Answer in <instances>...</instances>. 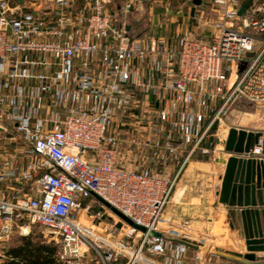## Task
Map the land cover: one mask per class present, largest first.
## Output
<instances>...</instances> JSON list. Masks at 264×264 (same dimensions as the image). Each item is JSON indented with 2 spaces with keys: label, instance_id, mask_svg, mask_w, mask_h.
Listing matches in <instances>:
<instances>
[{
  "label": "built area",
  "instance_id": "built-area-1",
  "mask_svg": "<svg viewBox=\"0 0 264 264\" xmlns=\"http://www.w3.org/2000/svg\"><path fill=\"white\" fill-rule=\"evenodd\" d=\"M107 2L0 0V140L12 148L0 159V261L12 235L40 226L63 264H204L190 220L165 215L174 182L120 166L112 129L119 115L135 116L146 132L143 109L153 106L174 143L167 149L188 151L181 166L209 153L202 144L232 101L264 102V1L249 0L240 16L246 0H213L208 36L193 22L145 39L116 25ZM252 152L262 153V139Z\"/></svg>",
  "mask_w": 264,
  "mask_h": 264
},
{
  "label": "rangeland",
  "instance_id": "rangeland-1",
  "mask_svg": "<svg viewBox=\"0 0 264 264\" xmlns=\"http://www.w3.org/2000/svg\"><path fill=\"white\" fill-rule=\"evenodd\" d=\"M28 1L41 5L45 9H51L52 6V0ZM77 3L81 7L84 0H77ZM127 3H130V8L126 7ZM106 6L109 11L115 12L114 22L116 25L131 27V35H138L143 39L150 36H172L190 32L194 18L199 24L204 21L206 23L205 29H207L216 20L220 10L218 6L213 4V0H202V3L196 7L194 16L191 15L194 6L193 0H108ZM205 31L209 33L210 30ZM156 118L154 113H148L144 125L147 128V133L142 135L136 130L138 119L135 116L122 117L119 115L116 118L112 130L116 131L118 139L119 161L123 151L120 149L121 143L124 148L133 145L132 141L139 138L149 139L151 147L158 145L157 141L162 137L159 133L162 125L158 123ZM222 122L226 128L248 127L264 132V102H252L244 98H237L225 109ZM210 154L209 152L207 155ZM189 167L187 163L184 166L180 165L168 176L174 182V187L165 215L171 218H188L190 220L194 237L204 240L202 244L204 247V264H238L221 253L225 248L224 245H226L225 239L227 241L232 238L237 239V237L242 239V237L239 231H233L229 224L224 221L220 201L215 193V183H218L219 180L213 176L210 182L205 179L188 182L186 179L190 177L187 170ZM91 202L95 203V200L92 199ZM223 226L225 227L223 228ZM222 233L224 235H221ZM27 234H34L36 239L47 241L44 237V230L40 226H34L32 231ZM21 236L22 234L19 232L12 235L5 243V250L17 243ZM218 236H220L219 239ZM221 236L225 239L222 240ZM234 249L243 250L239 245L235 246ZM210 251H214V253L212 254ZM179 253L182 254V252ZM193 257L194 251L192 249H188L184 254L186 262Z\"/></svg>",
  "mask_w": 264,
  "mask_h": 264
},
{
  "label": "water",
  "instance_id": "water-1",
  "mask_svg": "<svg viewBox=\"0 0 264 264\" xmlns=\"http://www.w3.org/2000/svg\"><path fill=\"white\" fill-rule=\"evenodd\" d=\"M201 3L202 0H193L192 16ZM246 6L245 2L241 4L238 12L240 16L244 14ZM111 14L114 16L115 12ZM260 139L262 153L254 154L253 148ZM224 148L231 155L226 161L221 188L217 194L219 201L227 206L232 226L238 228L246 246L247 253L238 257V260L243 264H264V256L257 255L264 253V132L231 127ZM94 196L122 220L138 230L146 231V228L135 224L100 196ZM151 234L163 236L155 231ZM178 242L192 246L184 241Z\"/></svg>",
  "mask_w": 264,
  "mask_h": 264
},
{
  "label": "crops",
  "instance_id": "crops-1",
  "mask_svg": "<svg viewBox=\"0 0 264 264\" xmlns=\"http://www.w3.org/2000/svg\"><path fill=\"white\" fill-rule=\"evenodd\" d=\"M129 1V0H127ZM140 1H150V0H140ZM247 6L249 5V0H246ZM194 23H196V20L194 18L193 20ZM200 27V30L202 29L205 33V30H210L212 31V25H209V28L205 29L206 27V23L204 21L197 23ZM129 26H127L128 29ZM129 32L131 34V27H129ZM208 31L209 33L206 34H210L211 32ZM133 36V35H132ZM138 35H136L135 37H137ZM158 36H162V35H158ZM173 36V35H172ZM22 92L24 95H27V82L24 83L23 87L21 88ZM220 105V102H217L214 105V108H217ZM152 109H150V107H147L145 109H143L144 111V116L145 119L148 118V113H154L156 115V110L153 108V106L151 107ZM154 109V110H153ZM152 110V111H151ZM157 117V115H156ZM157 119V118H156ZM160 124V123H159ZM216 129L215 130H211V132L209 133V135L206 137L205 141L202 144V147H206L209 149V152L211 153L210 155L204 154L202 153V151L199 149L197 150L189 159V161L187 162L188 165V171L189 174L188 176V182L189 181H198L199 179H205L208 182H210L211 178L213 176L217 177V179L219 180L218 183H215V193L216 196L219 198L218 196V191L221 188V183H222V176L226 167V161L227 159L230 157V153L225 151V141L227 139V135L229 133V129L231 127H224V122H217L216 124ZM223 125V128H222ZM142 129H144L145 131H147L146 127H141ZM244 128V127H243ZM248 130H258L255 128H246ZM138 131V130H137ZM138 133L142 134H146L147 132H140L138 131ZM149 133V132H148ZM160 135H162V137L157 141L158 145L155 147H145L144 146L142 148H144L143 150H141L140 152H137L136 150H134V148L132 146H126L123 148V144L121 143L120 145V149H122L123 151L122 153V157L120 156V166L127 168V169H142L144 167H148L150 168L153 172L155 173H162L163 176H165V178H169L168 176L171 175L172 172H174V170L176 169V167L180 166L182 161L184 160L186 154L188 151H186L185 149L182 150H176L175 152H170L167 149L168 143H172L169 138V131L168 128H166L165 126L161 127V129L159 130ZM165 135V137H164ZM213 137V138H212ZM215 137V138H214ZM138 141L140 140L139 138H137ZM148 142L150 141L149 139H147ZM212 140L214 141L212 143ZM142 142H144L145 140L141 139ZM174 144V143H172ZM25 146L24 144H20L18 145V147L21 148V146ZM213 145V146H212ZM12 150V148H6L3 144V142L0 140V159H3L7 156H9V152ZM121 151V150H120ZM120 153V155H121ZM19 158L14 162L16 164V166L20 167L23 166V164L26 161V157L24 155H19ZM207 177V179H206ZM221 205V213L223 215L224 221L225 223L227 222L230 226V228L233 231H239L238 228H233L232 226V220L229 217V211L228 208L225 204L219 202ZM184 219H188V218H184ZM226 219V220H225ZM225 226H223L224 228ZM224 232V230H223ZM240 234V233H239ZM221 235H224V233H222ZM218 239L220 238V236L217 237ZM221 239L224 240L225 238L221 236ZM225 241V248L223 250V252H221L225 257H228L229 259L233 260L234 262L236 261L238 264H243L240 260H238V257L242 256L243 254H245L247 252L246 250V246L245 243L243 242V240L240 238L237 239L236 238H232ZM240 242V243H239ZM241 246V249L243 248V250H239V249H234L235 246ZM229 246V247H227ZM245 247V248H244ZM258 256H264V253H257Z\"/></svg>",
  "mask_w": 264,
  "mask_h": 264
},
{
  "label": "trees",
  "instance_id": "trees-1",
  "mask_svg": "<svg viewBox=\"0 0 264 264\" xmlns=\"http://www.w3.org/2000/svg\"><path fill=\"white\" fill-rule=\"evenodd\" d=\"M215 129L216 125L212 130ZM57 252L56 244L36 239L34 234H22L17 243L6 248L0 264H63Z\"/></svg>",
  "mask_w": 264,
  "mask_h": 264
}]
</instances>
